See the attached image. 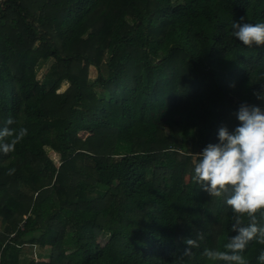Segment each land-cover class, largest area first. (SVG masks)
<instances>
[{"label":"trees","instance_id":"1","mask_svg":"<svg viewBox=\"0 0 264 264\" xmlns=\"http://www.w3.org/2000/svg\"><path fill=\"white\" fill-rule=\"evenodd\" d=\"M241 17L264 22V0H0V128L27 129L0 152V264H235L205 254L231 251L237 214L192 168L260 103L264 45L228 35Z\"/></svg>","mask_w":264,"mask_h":264},{"label":"clouds","instance_id":"2","mask_svg":"<svg viewBox=\"0 0 264 264\" xmlns=\"http://www.w3.org/2000/svg\"><path fill=\"white\" fill-rule=\"evenodd\" d=\"M231 37L245 46L264 45V22H246L244 17L230 23ZM253 96L260 103L240 102L235 117L234 128L220 127L216 132L218 142L208 143L199 152L192 168V180L212 197L224 198L236 216L232 225L235 235L230 237L226 251L205 250L209 258L245 264L240 253L255 239L264 244V226H259L256 214L264 217V84L254 90ZM9 118L6 124L11 125ZM8 127L0 128V152L14 150L15 144L27 134L26 128L15 132ZM241 216L249 218L246 226L241 225ZM192 245L190 238L184 241ZM189 251L185 248V253ZM259 264H264V249L257 256Z\"/></svg>","mask_w":264,"mask_h":264},{"label":"rangeland","instance_id":"3","mask_svg":"<svg viewBox=\"0 0 264 264\" xmlns=\"http://www.w3.org/2000/svg\"><path fill=\"white\" fill-rule=\"evenodd\" d=\"M52 65V59L48 60L40 69H39V72H38V77L39 78H42L45 73L48 71V69L50 68V66ZM97 73H98V69L95 68L94 66H91L90 69H89V77H90V80L93 81V79L96 78L97 76ZM68 86V84L64 83L61 87V90H64L66 87ZM91 131H82L79 133V136L81 138H86L88 137L89 135H91ZM49 155L50 157L57 163L59 164V160H60V157H59V154H57L56 152L52 151V150H49ZM196 157V156H194ZM196 160V159H195ZM27 251H29L30 255H32L33 257H35V259L37 260H48L49 256L47 253H44L45 251L39 249V247H31V246H28L27 248Z\"/></svg>","mask_w":264,"mask_h":264}]
</instances>
